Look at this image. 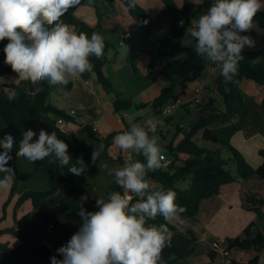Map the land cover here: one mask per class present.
<instances>
[{"label": "trees", "instance_id": "1", "mask_svg": "<svg viewBox=\"0 0 264 264\" xmlns=\"http://www.w3.org/2000/svg\"><path fill=\"white\" fill-rule=\"evenodd\" d=\"M97 0H81V4L62 17V22L69 26L78 27V32H85L89 38L93 32L100 33L105 40L103 57L97 59L90 57L93 70L97 75L98 81L104 90L114 97V110L116 113L128 112L132 109H140V106L124 98L121 91L115 90L113 83L104 75L103 68L107 63L106 55L113 48L112 43L103 30L108 27H117L116 6L125 8L137 26L139 35L146 47L149 56L148 75L146 81H153L155 72L160 69V73L165 77L170 85L164 88L160 95L151 103L153 117L160 118L163 108L172 101L181 99L189 88V84L199 80L205 73L207 62L199 57L195 50V42L187 45L185 30L190 26V22L196 15L204 14L208 11L214 0H202L198 5L186 1L182 12L184 16L179 19L180 6L177 0H161L168 10L172 20V26L168 31L153 34L154 19L137 1L134 9L128 8L129 0H101L102 6L109 8L101 9L95 6L97 12V23L90 25L82 21L76 11L81 6L92 5ZM191 11L193 13L191 14ZM184 21V27H178V22ZM255 26V27H254ZM257 29L262 30L258 34ZM244 35L250 36L254 42L264 43V10L258 12L253 20L251 30ZM7 40L0 42V76L16 77L11 68L4 63V46ZM245 57L239 62L238 72L231 82H225L222 76L214 79L210 86H205L202 101L195 103V108L203 114L190 128L188 134L178 145L170 144L167 146L168 157L171 165L168 169H157L150 171L146 179L154 183L153 190L172 189L176 193V203L183 206L185 211L180 213L182 219L192 220L199 212L203 201L221 194L227 185L243 181L247 182L252 178H258L264 183V148L259 150V155L263 159L262 164L255 168L233 146L234 137L242 132L249 133V117L251 108L245 99L242 85L245 81H251L258 87L264 88V48H245L242 51ZM135 76L137 70L133 67ZM138 77V76H137ZM179 79V82L177 81ZM43 91L36 97L27 96L24 93L26 87H33L28 82H8L0 85V140L5 133H11L16 142L12 148L13 159L9 161L7 167L14 170L13 186L10 199L15 195L19 183V160L17 156L20 140L23 132L29 128L37 132L41 128L49 133L55 132L59 139L68 144V153L71 156V164L76 163L77 159H82L87 166L86 171L80 176L68 172V167H60L57 163H49V158L37 161L33 164L42 166L49 175L50 185L45 191H28L24 193L17 202L15 213L18 208L27 200H31L35 210H38L42 201L55 196L61 188L65 189L64 197L60 203L58 212L69 217L78 215L80 204L87 207L82 197L88 196L93 190V186L87 181L86 175L91 165V148L88 143L79 136L62 132L56 126V121L63 118L71 121V116L63 110L58 109L50 103V97L54 93L53 87L48 83L42 82L40 85ZM16 91L14 100L8 99L11 90ZM220 100V101H219ZM222 102V107L219 103ZM145 107V106H143ZM182 107H186L182 105ZM263 123H264V99L262 102ZM130 126H127V130ZM92 131V130H91ZM93 136L98 138L92 131ZM120 132H113L110 135L98 138L104 144V154L109 157V149L113 145V137ZM36 137H34V140ZM4 149L0 148V153ZM133 162H145L144 157L132 151ZM119 167L125 166L123 158L116 159ZM5 173H0L3 179ZM190 181L188 190L179 189L177 184L181 181ZM115 182L109 191H122ZM106 194V199H107ZM136 202V198L132 201ZM264 197L258 194L248 195L245 199L244 209L253 211L257 215V222L251 223L243 231L242 235L235 239H227L223 242L229 251L234 253H248L254 249L264 251ZM6 205L3 213L5 214ZM46 224L37 231L20 230L16 232L20 243L17 247L11 248L7 243L0 242V264H41L40 259L51 263V257L57 259L63 257L56 251L51 250L44 244L49 223L53 222L56 213L44 214L39 212ZM16 216V215H15ZM167 223L171 235L170 247H165L162 252L161 264H178L190 258L197 252L198 239L195 234L178 224L173 226L166 222L163 217L157 216L155 220H149L148 224L157 225ZM81 225V224H80ZM80 225L61 224L55 222V228L64 232V241L67 242L71 236L78 231ZM10 232L9 229L0 230V235ZM227 241L229 244L227 245ZM217 254L211 252L205 255L207 264H215ZM259 257L251 260L249 264H258ZM227 264H241L240 259H228Z\"/></svg>", "mask_w": 264, "mask_h": 264}, {"label": "clouds", "instance_id": "2", "mask_svg": "<svg viewBox=\"0 0 264 264\" xmlns=\"http://www.w3.org/2000/svg\"><path fill=\"white\" fill-rule=\"evenodd\" d=\"M80 4L81 0H0V42L8 41L3 49L4 63L16 79L33 86L24 89L27 96L34 98L40 94V85L45 81L52 87L81 80L93 69L90 57H103L105 40L100 33L93 32L89 38L87 33L77 32L62 22V17ZM136 6L137 0H129V9ZM262 9L261 0H214L208 11L192 19L186 28V36L195 42L196 54L215 64L212 70L218 69L225 82H231L237 74L239 62L245 58V47H255L254 40L244 33L251 30L254 17ZM178 27H184L183 20ZM7 82V77L0 76V85ZM15 98L13 89L8 99ZM153 120L150 117L145 121L149 125L147 130L133 123L129 130L113 137L117 148L141 154L146 163L138 160L109 173L123 192H110L107 199L98 197L97 211H87L82 202L78 211L82 223L67 244L57 249L63 258L54 255L51 264H161L164 248L170 247L169 228L167 223L157 226L148 221L160 216L166 222H179L185 208L176 203L172 189L150 190V182L145 178L148 172L159 169L163 160L158 138L149 135L157 130ZM22 137L17 156L32 163L49 158V163L58 162L76 176L86 171L82 159L70 163L68 144L55 132L41 128L37 136L29 128ZM15 142L11 133H5L0 140V148L4 149L0 153V173L6 174L0 179V190L7 189L14 177V170L7 165L13 159L9 153ZM103 150L101 144L92 152L93 165ZM86 200V196L81 198Z\"/></svg>", "mask_w": 264, "mask_h": 264}, {"label": "crops", "instance_id": "3", "mask_svg": "<svg viewBox=\"0 0 264 264\" xmlns=\"http://www.w3.org/2000/svg\"><path fill=\"white\" fill-rule=\"evenodd\" d=\"M137 1L153 17L154 25L157 23L159 27L162 28L158 33L168 31L171 28V17L161 0ZM186 1L195 5L202 2V0H177L181 8L180 13L182 16H184L182 10ZM261 2L264 3V0H261ZM101 3V0H97L92 5L81 6L77 9L76 15L82 21L90 25H95L98 20L95 6H100L102 10L109 9H106ZM263 10L264 9H262V11ZM115 11V19L118 26L108 27L103 30V33L113 45V48L106 55L107 63L103 68V72L113 83L115 90L121 91L124 98L131 100L135 105L141 108H134L128 112L121 113L123 117H119L114 110L113 95L104 90L93 69L90 73H85L81 80L70 81L67 86H52L54 93L49 101L53 106L63 110L66 114L72 109L76 110L77 114L71 117V121L69 122V132L79 136L88 143L91 148V157L92 152L98 149L99 145L103 144L98 138L106 137L113 132L122 133L127 130V126L131 127L133 123H138L147 130L149 125L145 123V121L150 117L153 118V122L157 124V130L155 133H149V135L156 136L158 138L157 141H160L166 148L170 144L176 146L188 134L195 122L203 116L194 106L195 89L199 85V80L189 84L186 94L181 98L184 103L183 105L186 106L185 108H181H183L185 113L189 116L187 120H185V115H182L179 119H175V115L168 119H162L161 117L154 118L151 103L160 95L164 88L170 85V82L161 75L160 69L155 72L153 81L145 80L148 75L149 56L142 38L138 33L137 26L125 8L117 5ZM192 13L193 11H191V14ZM71 27L78 32V27ZM257 32L261 34L262 30L257 29ZM126 33H129L130 37L126 38L124 44L121 45V39ZM186 43L187 45H192L193 40L188 37V40L186 38ZM255 46L264 48V43L258 41L255 43ZM245 48L250 49L247 46ZM133 67L136 68L138 77L135 76ZM204 76L206 78L205 86H210L214 79L219 76V71L217 69L212 74L205 72ZM7 78L8 82H17L14 76ZM177 81L179 82V79H177ZM246 87L247 89H251L249 91L251 95L255 94V90L260 92L261 88L263 89L262 96L258 99L257 103L259 107L257 116L259 122L262 120L260 125L261 129H256L252 124L254 122L251 109L249 117L250 132L239 133L234 139L241 134L246 142L249 139L258 138L257 140L260 144H258L259 146L257 148L255 147L252 149L250 146L241 144L243 155L247 161L253 167L258 168L263 162V159L259 155V150L264 148L262 111L264 88L258 87L251 81ZM243 93L250 106L251 101L246 98L247 96L244 91ZM204 95L207 97L205 91ZM251 107L252 106H250V108ZM91 130L98 138L93 136ZM128 151H123L113 144L108 152L110 158L105 156L103 150L96 164L93 165L91 163L86 178L88 183L94 188L90 194L86 196L87 200L85 202L87 203V207L85 209L87 211L91 212L98 210L95 207L96 199L101 196L105 198L111 185L115 182L114 175H110L109 173L116 167H119L116 159L122 157L121 155ZM130 151L131 153L125 155L126 158H129V155L132 154V150ZM251 157L254 158L255 162H251ZM104 164H107V167H103ZM13 181V179L9 181V187L7 189L0 190V230H10L7 234L0 235V242L7 243L11 248L17 247L20 240L16 232L20 230L37 231L42 228L46 222L43 217L39 215V212L44 214L56 213L54 221L49 223L44 244L51 250L57 252L59 247L66 245V242L63 237L64 232L55 228V222L73 225H80L82 223V219L79 215L69 217L58 212L60 203L65 194V189L61 188L55 196L42 201L38 210L34 209L31 200H27L15 213L17 202L24 193L28 191H45L49 188L50 181L48 172L44 167L35 165L24 157H21L19 160V183L17 191L10 199ZM155 187L156 185L150 182V190H153ZM251 194H258L264 197V183L258 178H252L247 182L239 181L225 186L220 195L203 201L198 214L192 220L182 219L180 216L179 222L175 220H173L172 223L169 222L173 226H178V224H180L183 229L191 230L198 239L197 252L187 260L178 264H207L205 255L212 252L211 247L213 242H225L227 239H235L242 235L248 225L257 222V215L253 211L244 209L245 199ZM5 205L6 211L4 214L3 209ZM254 250L257 254L254 253ZM254 250L248 253H234L231 255V258H238L241 263L249 264L251 260L259 257L258 264H264V251L259 249ZM227 261V259L217 255L215 264H227ZM40 262L41 264H51L44 259H40Z\"/></svg>", "mask_w": 264, "mask_h": 264}, {"label": "built area", "instance_id": "4", "mask_svg": "<svg viewBox=\"0 0 264 264\" xmlns=\"http://www.w3.org/2000/svg\"><path fill=\"white\" fill-rule=\"evenodd\" d=\"M129 37H130V34L126 33L125 36L121 39L120 44L123 45L124 40L126 38H129ZM213 68H216V65L215 64L214 65L209 64V65H207L205 72L208 74H212L215 72L212 70ZM205 80H206V78L204 75L199 79V85L195 89V96H194V102L195 103H199L202 101V97L204 95ZM183 104L184 103H183L182 99H178L176 101L170 102L169 104H167L163 108L161 118L162 119H168V118L172 117L174 115V113L176 112V110L178 108L182 107ZM76 114H77V112L74 109L70 110L68 113V115L71 117L75 116ZM117 115L121 118L123 117L121 113H117ZM56 126L62 132H69V122L63 118L57 119ZM162 156H163V160L161 161V167L160 168L166 170L171 165V159L165 154H162ZM129 158H130V164L135 163V162H133L132 154L129 155ZM121 192H123V190ZM134 199H135V197H134ZM211 248H212V251L215 252L217 255H220L221 257H223L227 260L231 259L232 253L229 251L227 246L223 244V242L215 241L212 243Z\"/></svg>", "mask_w": 264, "mask_h": 264}, {"label": "rangeland", "instance_id": "5", "mask_svg": "<svg viewBox=\"0 0 264 264\" xmlns=\"http://www.w3.org/2000/svg\"><path fill=\"white\" fill-rule=\"evenodd\" d=\"M199 17V15H196L195 17H194V19H196V18H198ZM183 18V16H182V14L181 13H179V19H182ZM162 30V28H160L159 27V24H155L154 25V32L155 33H158L159 31H161ZM153 32V34H155ZM156 35V34H155ZM187 40H188V37H187ZM207 64L209 65L210 63L209 62H207ZM250 81H246L245 82V84L243 85V91L245 92V94H246V98L249 100V101H251V104H250V106H252L251 107V109H252V113H253V122L254 123H252L254 126H255V128L256 129H261L260 128V125H261V123H262V120L259 122V118H258V116H257V112H259V107H258V99H260V97L262 96V93H263V89L261 88V90H260V92L258 91V90H255V94L254 95H251V93H249V91L251 90V89H247V85H248V83H249ZM259 89V88H258ZM220 101V100H219ZM252 102H254V103H252ZM256 104V105H255ZM196 104L194 103V106H195ZM219 106L220 107H222V102H220L219 103ZM196 110V109H195ZM174 115H175V119H179V118H181L182 117V115H185V120H187L188 118H189V116L185 113V111H184V109L183 108H178L177 110H176V112L174 113ZM191 117V116H190ZM258 138H254V139H249L247 142H246V140L243 138V136H242V134L241 135H238L234 140H233V146L239 151V152H241L242 154H243V152H242V147H241V144H244V145H246V146H250L252 149L253 148H257L259 145L258 144H260L259 143V141L257 140ZM157 143H158V145L160 146V148H161V153H165L167 156H168V151H167V148L165 147V146H163L162 145V143L160 142V141H157ZM128 154L129 153H131V151L129 150L128 152H127ZM126 152H124V154L123 155H121L122 157L121 158H123V160H124V163H125V165H129L130 164V161H129V158H126V154H127ZM118 156V155H117ZM120 156V155H119ZM117 158V157H116ZM251 162H255V160H254V158L253 157H251ZM119 164V163H118ZM117 164V165H118ZM177 186H178V188L179 189H182V190H188L189 189V187H190V181L188 180V181H181V182H179L178 184H177ZM170 223H172V221H170ZM254 253H256L257 254V252L254 250ZM243 260V259H242ZM241 264H245V263H241Z\"/></svg>", "mask_w": 264, "mask_h": 264}, {"label": "water", "instance_id": "6", "mask_svg": "<svg viewBox=\"0 0 264 264\" xmlns=\"http://www.w3.org/2000/svg\"><path fill=\"white\" fill-rule=\"evenodd\" d=\"M227 245L229 244V242L227 241V243H226Z\"/></svg>", "mask_w": 264, "mask_h": 264}]
</instances>
